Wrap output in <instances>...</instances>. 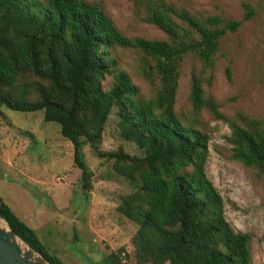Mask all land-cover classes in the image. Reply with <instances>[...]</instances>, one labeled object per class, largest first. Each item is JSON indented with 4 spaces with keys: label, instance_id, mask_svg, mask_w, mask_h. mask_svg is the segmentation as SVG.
<instances>
[{
    "label": "trees",
    "instance_id": "obj_1",
    "mask_svg": "<svg viewBox=\"0 0 264 264\" xmlns=\"http://www.w3.org/2000/svg\"><path fill=\"white\" fill-rule=\"evenodd\" d=\"M130 1L164 39L127 38L101 5L85 0H0V118L4 108L40 111L43 122L57 124L72 144L85 191L92 186L83 146L113 161V171L134 185L117 207L137 227L134 264H251L250 235L226 221L223 200L206 176L208 137L184 126L174 110L184 58L212 66L222 38L241 22L198 18L165 0ZM114 48L137 52L143 77L155 87L152 98L139 97L129 76L115 70ZM107 75L113 83L104 91ZM190 101L229 123L231 158L264 179L263 124L242 113L224 117L194 75ZM113 108L120 137L139 156L99 150ZM0 219L49 264H64L1 196ZM122 254L95 264H124Z\"/></svg>",
    "mask_w": 264,
    "mask_h": 264
},
{
    "label": "rangeland",
    "instance_id": "obj_2",
    "mask_svg": "<svg viewBox=\"0 0 264 264\" xmlns=\"http://www.w3.org/2000/svg\"><path fill=\"white\" fill-rule=\"evenodd\" d=\"M103 7L118 31L127 38L164 39V34L144 21V9L130 0H85ZM177 9L200 17L218 16L240 21L227 33L212 66L187 55L181 66L174 110L184 126L208 137L205 173L220 194L226 221L236 232L251 237V264H264V179L251 167L231 158L229 123L216 119L206 108L190 101L192 76L200 81L227 119L236 114L259 120L264 126V0H165ZM248 11L250 16L246 18ZM116 71L125 72L150 99L155 87L143 77L135 50L114 48ZM112 75L101 82L104 91ZM113 108L99 147L103 152L122 151L139 156L136 146L123 140ZM82 157L91 173V190L82 188L80 170L74 165L72 144L55 123H45L42 112L2 109L0 118V196L11 211L32 228L42 244L64 264H95L123 250L124 264H134L136 225L117 212L134 185L117 175L113 161L83 146Z\"/></svg>",
    "mask_w": 264,
    "mask_h": 264
},
{
    "label": "water",
    "instance_id": "obj_3",
    "mask_svg": "<svg viewBox=\"0 0 264 264\" xmlns=\"http://www.w3.org/2000/svg\"><path fill=\"white\" fill-rule=\"evenodd\" d=\"M0 264H49L0 219Z\"/></svg>",
    "mask_w": 264,
    "mask_h": 264
}]
</instances>
